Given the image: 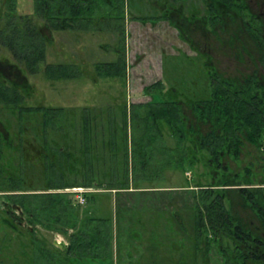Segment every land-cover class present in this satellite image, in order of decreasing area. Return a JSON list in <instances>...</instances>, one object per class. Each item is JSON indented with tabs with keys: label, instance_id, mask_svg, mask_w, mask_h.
Instances as JSON below:
<instances>
[{
	"label": "trees",
	"instance_id": "16d2710c",
	"mask_svg": "<svg viewBox=\"0 0 264 264\" xmlns=\"http://www.w3.org/2000/svg\"><path fill=\"white\" fill-rule=\"evenodd\" d=\"M173 1L183 6L190 0ZM203 1L204 19L210 28L223 16L235 18L232 13H236L243 17L244 28L264 46V12L255 13L246 0ZM3 2L0 0V7ZM126 4L127 0H34L35 15L31 16L17 13L16 0H10L9 8L0 9L4 10L0 15V50L6 48L14 60L13 63L7 58L1 61L11 69L0 70V264H74V261L114 256L117 240L114 217L101 215V204L96 213L85 209L76 194L67 190L74 187H95L94 191L84 192L85 204L95 197L101 202L103 193L115 190L118 215L121 211L134 212L135 206L128 201L132 194L146 199L152 194L154 201L160 200L163 194L174 193V201L161 199L152 208L158 212L164 208H173V211L179 200L178 209L193 213L196 242L185 252V264H189L188 257L191 264H199L200 260L202 264H209L206 252L200 247L203 240L207 252L218 249L228 258L226 264L232 261V264H264V234L263 237L253 235V230L246 229L232 208V197L237 195L242 204L257 212L264 227V187H249L255 183L244 180L239 173L232 174L225 162L228 156L238 160L247 141L264 145V70L236 78L218 69H208L204 73L205 92L200 96L198 92L196 96L190 95L185 103L191 110L189 116L183 111L178 91L174 95L166 92L164 98L150 104H132L133 128L140 132L135 141L138 147L134 150V172L139 176L134 178L133 185L158 180L163 177L164 169L171 166L195 171L202 160L214 174L215 182H197L175 189L134 187L128 171L123 172L116 165H101L103 150L118 158L120 141L113 121L106 127L108 140L103 139L101 143L100 111L80 107L78 113V107L31 103L34 88L26 80L28 75L42 74L49 81H65L83 72L76 63L66 62L47 63L42 69L47 45L52 42L44 30H107L116 38L115 44L107 46L119 44L121 51L119 59L110 63L112 73L126 76ZM134 18L151 21L153 17ZM163 18L168 17L165 14L158 19ZM260 53L257 60L264 68V52ZM99 65L96 72L101 75ZM165 77L144 87L142 93H163ZM127 105L121 109L126 126ZM141 108L145 116H138ZM191 116L194 120H190ZM72 119L78 122L79 128L76 122L72 125ZM165 131L176 142L175 146L164 143ZM145 206L143 201L141 208ZM177 210L172 214L178 219ZM179 222L182 223L180 219ZM40 229L66 237L69 252H63L40 236ZM226 238L243 244H232L233 254L229 255L231 248L230 244H224ZM5 242L18 245L15 250L8 249L6 262Z\"/></svg>",
	"mask_w": 264,
	"mask_h": 264
},
{
	"label": "rangeland",
	"instance_id": "374dc122",
	"mask_svg": "<svg viewBox=\"0 0 264 264\" xmlns=\"http://www.w3.org/2000/svg\"><path fill=\"white\" fill-rule=\"evenodd\" d=\"M1 1L4 2L0 9L9 8L10 0ZM248 1V6L255 13L264 10V0ZM168 3H171L170 0H127L125 26L128 67L125 77L123 75L115 76L112 73L110 63L119 59L121 51L118 50L119 44L115 47L107 46L116 43L115 36L113 37L107 30L101 32L70 29L44 30V34L52 42L47 45L46 60L41 65L42 69L47 63L66 62L76 63L83 72L77 78L65 81H49L42 74H27L26 80L34 88L33 96L30 99L32 104L65 108L78 107V110L80 107H88L96 112L100 111L101 143L103 139L106 141L109 138L107 124L109 122L113 124L115 121L118 127L116 135L118 134L117 138L120 141L116 152L118 158H112L110 152L103 150V152L101 151V165H116L123 172L128 171L127 175L131 185H133L134 178L139 176L134 172L136 163L134 150L138 147L135 145V141L140 137L139 130L133 128L130 114L132 104H150L164 98L166 92H172L171 94L174 95V92L178 91L183 111L189 116L191 110L185 103L189 101L190 95L196 96L198 92V96H200L202 92H205L207 82L204 73L208 69H218L226 76H235L236 78L257 70L262 72L264 70L257 60L260 52H264V46L260 45L244 28L243 17L239 14L232 13L233 16L236 15L235 18L223 16L215 27L210 28L204 19V1L196 0L193 3L191 1L184 7L179 6L177 10L175 9L172 18L173 23L177 25L175 27L174 24L171 26L166 20L158 19L163 14L162 7H166ZM4 10L0 11V15ZM16 12L34 16V0H16ZM184 14L187 15L184 16ZM134 16L153 18L151 21H143L135 19ZM6 58H9L11 63L14 62L12 54L6 48H1L0 60L4 62ZM100 63L101 75H98L96 70H99L97 64ZM164 75L166 76V85L163 93L153 95L142 93L144 87L163 79ZM126 104H128L129 111L127 126L124 124L121 114V109ZM78 110L76 109V111ZM137 112L140 113L138 116H145L142 108ZM76 115L79 116V114ZM190 120H194V117L191 116ZM71 122L74 126L76 121L72 119ZM76 127L79 128L78 122H76ZM164 139L166 145H176L168 132L164 133ZM101 148L103 149V146ZM225 162L230 166L232 174L239 173L242 178L244 177V180L249 179L255 183L249 187L258 189L264 187V145L263 147L256 146L247 141L238 160L228 156L225 158ZM195 169V171H183L171 166L164 169V175L160 179L151 183L137 182L133 186H141L145 189L156 187L162 190L180 188L183 185H195L197 182L204 184L215 182L214 174L204 160L198 163ZM37 185H41V183L37 182ZM76 188H85V190H89L88 192L96 190L95 187ZM103 194L101 202L100 199L97 202V197H95V200L88 204L80 203L85 206V209L95 213L98 205L101 204L103 206H101V215L107 214L114 217V232L117 235L114 256L101 259V264H127V262L135 264L136 260L134 259H137L140 252L142 253L139 255L142 256L141 264H185V252L190 251L191 246L196 242L193 213L178 209L180 204L177 201L179 200H176L173 211V208H164L163 212L154 211V208L162 202L161 199L170 198L171 201H174V193L163 194L160 196V200L154 201L151 198L152 194H149L147 199L132 194L128 201H131V204L135 206L133 207L134 212L121 211L122 213L119 215L117 214L115 190L112 193ZM94 195L97 196V194ZM232 198L233 214L245 224L246 229L253 230V235L263 237L264 227L257 212L249 205L242 204V200L237 195H233ZM1 199L0 195V201ZM143 201L146 205L144 209L141 208ZM176 210L180 213L178 219L172 214ZM179 219L182 223L179 222ZM39 235L52 242L56 237L66 239L62 234L48 232L44 229L39 230ZM232 241L229 238L224 239L225 245L230 244L229 255L233 254V245L243 244L238 240H234L235 243ZM5 246L8 247L3 253L5 257L9 254L8 249L18 248V245L7 242H5ZM200 247L206 252L205 257L210 261L209 264H226L228 258L223 256V253L218 249L213 250V253L207 252L205 240L202 241ZM131 259H133L132 262H130ZM7 260L8 257L5 258V262ZM96 261H85L84 264H99L98 260ZM199 262L202 264L201 260ZM82 263L74 261V264ZM188 263L191 264L189 257ZM230 263L232 264L233 261Z\"/></svg>",
	"mask_w": 264,
	"mask_h": 264
},
{
	"label": "flooded vegetation",
	"instance_id": "af4514ba",
	"mask_svg": "<svg viewBox=\"0 0 264 264\" xmlns=\"http://www.w3.org/2000/svg\"><path fill=\"white\" fill-rule=\"evenodd\" d=\"M192 1V3L194 2V1H196V0H190V1H187V2H185V5H186V3H188V2H191ZM170 4L168 3L167 5L166 4H164V5H166V7H163V14H162V16H164L165 14L167 15V17L168 18H163V20H166L171 26H173V22H172V18H173V15H174V11H175V9L177 10V8H179V3H176V2H174L173 0H170ZM246 2L247 3H249V1L248 0H246ZM170 6V7H172V8H168V7ZM182 7H184V5L182 6ZM174 8V9H173ZM186 9V8H185ZM251 10H253V9H251ZM260 12H264V10H262V11H259L258 13H260ZM187 14H184V16H186ZM173 23V24H172ZM7 60H9V58H7ZM9 63H10V60H9ZM6 67L10 70L11 69V67L10 66H8V65H3V64H1V60H0V70H3V71H7L8 69H6ZM16 74H19V72L16 70V72H15ZM14 73V74H15ZM19 77H21L20 76V74H19ZM21 79H24L23 77H21ZM25 80V79H24Z\"/></svg>",
	"mask_w": 264,
	"mask_h": 264
},
{
	"label": "water",
	"instance_id": "95a60500",
	"mask_svg": "<svg viewBox=\"0 0 264 264\" xmlns=\"http://www.w3.org/2000/svg\"><path fill=\"white\" fill-rule=\"evenodd\" d=\"M18 209L21 211L20 207H18ZM53 244L65 253H68L70 250V244L63 238L56 237L53 241Z\"/></svg>",
	"mask_w": 264,
	"mask_h": 264
},
{
	"label": "built area",
	"instance_id": "2783aa9c",
	"mask_svg": "<svg viewBox=\"0 0 264 264\" xmlns=\"http://www.w3.org/2000/svg\"><path fill=\"white\" fill-rule=\"evenodd\" d=\"M72 189V190H71ZM71 189H67L68 191L70 192H73V193H76V198L78 200L79 203H85L86 202V199L85 197L83 196V193L84 192H87L89 190H85V188H71Z\"/></svg>",
	"mask_w": 264,
	"mask_h": 264
},
{
	"label": "crops",
	"instance_id": "0c3cea01",
	"mask_svg": "<svg viewBox=\"0 0 264 264\" xmlns=\"http://www.w3.org/2000/svg\"><path fill=\"white\" fill-rule=\"evenodd\" d=\"M103 191H105V190H103ZM100 192H101V190H100ZM113 192H114V191H113ZM100 195H101V194H100ZM56 236H59V235H56ZM60 238H62V237H60ZM63 239H64V238H63ZM65 240H66V239H65ZM66 241H67V240H66ZM67 242H68V241H67ZM68 243H69V242H68ZM115 254H116V253H115ZM140 254H141V252L139 253V255H140ZM139 255L136 257L137 259H134V260H136V261L134 262L135 264H137V263H139V262H140V263L142 262V261H141V257H142V256H139ZM97 260H98V263L101 264V259H97ZM86 261H90V260H86ZM93 261L95 262L96 260H93ZM132 261H133V259L130 260V262H132ZM96 262H97V261H96ZM128 263H129V262H127V264H128ZM82 264H84V262H83Z\"/></svg>",
	"mask_w": 264,
	"mask_h": 264
}]
</instances>
